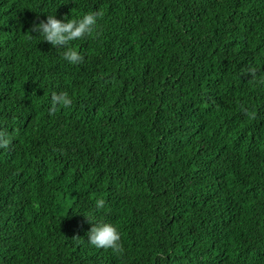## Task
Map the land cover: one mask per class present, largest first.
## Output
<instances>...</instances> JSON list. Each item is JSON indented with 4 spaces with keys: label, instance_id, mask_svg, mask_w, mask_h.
Returning a JSON list of instances; mask_svg holds the SVG:
<instances>
[{
    "label": "trees",
    "instance_id": "1",
    "mask_svg": "<svg viewBox=\"0 0 264 264\" xmlns=\"http://www.w3.org/2000/svg\"><path fill=\"white\" fill-rule=\"evenodd\" d=\"M0 131V264H264V0H0Z\"/></svg>",
    "mask_w": 264,
    "mask_h": 264
},
{
    "label": "clouds",
    "instance_id": "2",
    "mask_svg": "<svg viewBox=\"0 0 264 264\" xmlns=\"http://www.w3.org/2000/svg\"><path fill=\"white\" fill-rule=\"evenodd\" d=\"M99 15L100 13L97 11H90L77 18L59 19L55 15L49 14L46 20L41 19L38 23L34 22L32 31L55 47L63 46L66 49L63 52L64 59L71 64H77L82 62L84 57L78 50L70 46L71 42L91 34L98 25ZM71 103L72 99L67 92L52 94L53 111L57 105L68 106ZM12 140L11 134L0 131V148L9 146ZM104 206L103 199H99L95 203L98 210ZM87 217L94 222L88 233V240L92 245L98 248L121 249V232L114 223L97 219L95 216L87 215Z\"/></svg>",
    "mask_w": 264,
    "mask_h": 264
}]
</instances>
